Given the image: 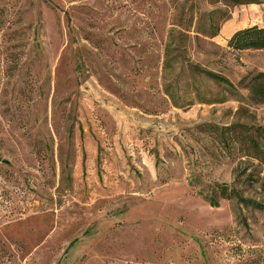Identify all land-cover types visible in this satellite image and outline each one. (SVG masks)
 Returning <instances> with one entry per match:
<instances>
[{"label":"rangeland","instance_id":"1","mask_svg":"<svg viewBox=\"0 0 264 264\" xmlns=\"http://www.w3.org/2000/svg\"><path fill=\"white\" fill-rule=\"evenodd\" d=\"M212 1L0 0V264H264V0Z\"/></svg>","mask_w":264,"mask_h":264},{"label":"trees","instance_id":"2","mask_svg":"<svg viewBox=\"0 0 264 264\" xmlns=\"http://www.w3.org/2000/svg\"><path fill=\"white\" fill-rule=\"evenodd\" d=\"M219 2H221L223 6L227 8V7L236 6V5L258 4L261 2V0H213L210 3L215 4ZM228 18H229V13L227 12V10L214 9L208 13H201L200 20L204 23L206 22L208 25L207 26L200 25L196 27L195 32L204 37L213 38L218 35L221 25ZM173 31L174 30H171L170 35L173 34ZM227 45L230 49L234 51L264 50V27H259L257 25H254V26L241 29L235 32L230 37ZM166 54H168V47H167ZM203 74L218 84L230 85V82L223 76H220L219 74H216L208 70H203ZM260 76L261 74L258 76L257 79H255V82L252 84L251 93H252L253 98L256 101L264 102V79H260L259 78ZM251 147L252 149H256V150L259 149L255 141H253V144ZM229 197L231 196L229 195L224 196V198H229ZM234 197L240 203H243L245 205H251L259 209H262V208L264 209V206H262L260 203L254 202L251 199L243 198L239 196L238 194H234ZM211 205L217 206V202L214 200H211Z\"/></svg>","mask_w":264,"mask_h":264}]
</instances>
